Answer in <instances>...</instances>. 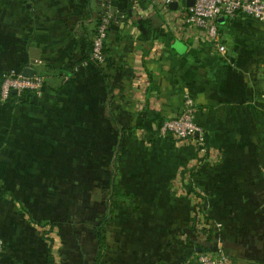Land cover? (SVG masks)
I'll return each mask as SVG.
<instances>
[{
  "label": "crops",
  "instance_id": "crops-1",
  "mask_svg": "<svg viewBox=\"0 0 264 264\" xmlns=\"http://www.w3.org/2000/svg\"><path fill=\"white\" fill-rule=\"evenodd\" d=\"M103 2L0 0V78H44L0 102L1 264H49L51 247L96 264L109 210L101 264H264V26L219 17L221 52L164 0H114L109 89L88 60ZM185 91L207 154L160 134Z\"/></svg>",
  "mask_w": 264,
  "mask_h": 264
},
{
  "label": "built area",
  "instance_id": "built-area-1",
  "mask_svg": "<svg viewBox=\"0 0 264 264\" xmlns=\"http://www.w3.org/2000/svg\"><path fill=\"white\" fill-rule=\"evenodd\" d=\"M30 2L31 0H27ZM166 6L178 3V8L184 10L185 21L199 29L204 30L209 38L216 43L221 52L225 47L218 40L217 19L222 16H235L243 14L257 20L264 26V0H193L192 7L185 3L187 0H164ZM114 0H104V14L99 21L96 34L91 43L88 60L96 65H105L107 60L106 44L108 35L114 21ZM44 78L34 74L25 77L14 70L2 76L0 86V102L4 103L11 99L14 91L18 94L25 92H37L42 89ZM196 102L190 92L183 95V107L181 113L160 126V134H171L185 144L194 145L201 154H207L208 148L202 135V128L195 121ZM5 249V242L0 239V255ZM1 264V261H0ZM184 264H232L231 257L224 251H204L197 255L194 261Z\"/></svg>",
  "mask_w": 264,
  "mask_h": 264
},
{
  "label": "trees",
  "instance_id": "trees-1",
  "mask_svg": "<svg viewBox=\"0 0 264 264\" xmlns=\"http://www.w3.org/2000/svg\"><path fill=\"white\" fill-rule=\"evenodd\" d=\"M90 50H91V44H90ZM106 65H107L106 67H103L101 65H98V67H99L101 73L103 74L104 78L106 79L109 89H111L112 88V86H111L112 74L108 71L113 66V64H111V60H107L106 61ZM1 83H2V77L0 78V86H1ZM164 122L165 121H163L162 124ZM115 194L119 195V192L117 190H114L113 193H112V197ZM110 199H112V198L110 197ZM110 214H111V210L108 211V216H106V218L96 228V237H97L98 245H99V253H98V256H97V259H96V264H101L102 263V260H103V257H104V253L106 251L107 243H106L105 225L108 222V217H109ZM47 226H49V225H43L42 224L39 227H41L43 229V228H46ZM51 243L53 245V242H51ZM51 251H52V247L50 248V262H49V264H53V261H54Z\"/></svg>",
  "mask_w": 264,
  "mask_h": 264
},
{
  "label": "water",
  "instance_id": "water-1",
  "mask_svg": "<svg viewBox=\"0 0 264 264\" xmlns=\"http://www.w3.org/2000/svg\"><path fill=\"white\" fill-rule=\"evenodd\" d=\"M193 4H194L193 0H187V6L188 7H192ZM170 9L171 10H177L178 9V3L171 4ZM33 75H34V70H31V69H26L23 72V76H25V77H32ZM17 94H18V92L14 91V95H17ZM199 251H201V248H199Z\"/></svg>",
  "mask_w": 264,
  "mask_h": 264
},
{
  "label": "rangeland",
  "instance_id": "rangeland-1",
  "mask_svg": "<svg viewBox=\"0 0 264 264\" xmlns=\"http://www.w3.org/2000/svg\"><path fill=\"white\" fill-rule=\"evenodd\" d=\"M259 44V43H258Z\"/></svg>",
  "mask_w": 264,
  "mask_h": 264
}]
</instances>
